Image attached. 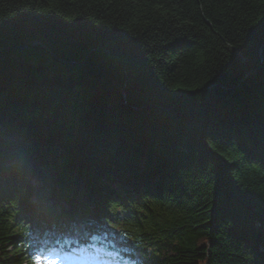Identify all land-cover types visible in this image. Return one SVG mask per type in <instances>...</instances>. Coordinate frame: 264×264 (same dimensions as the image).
Instances as JSON below:
<instances>
[{
	"label": "trees",
	"instance_id": "1",
	"mask_svg": "<svg viewBox=\"0 0 264 264\" xmlns=\"http://www.w3.org/2000/svg\"><path fill=\"white\" fill-rule=\"evenodd\" d=\"M36 217L264 264V0H0V264Z\"/></svg>",
	"mask_w": 264,
	"mask_h": 264
},
{
	"label": "rangeland",
	"instance_id": "2",
	"mask_svg": "<svg viewBox=\"0 0 264 264\" xmlns=\"http://www.w3.org/2000/svg\"><path fill=\"white\" fill-rule=\"evenodd\" d=\"M40 217H36L34 219L33 225L31 227L32 230V251L34 255L37 254H42V255H46L49 256L50 259H58L59 263L63 264L66 259L65 255L63 253H61L59 246L57 245V243H55V235L54 232H51V234L48 235L49 237V241H45L44 239H42V236L45 234L46 232V228L45 227H40ZM49 225V224H47ZM80 229L79 233L76 236H73V234L71 233H66L64 236L66 237V239L68 241H74L72 239L76 238V237H84L87 238L89 240V236L88 234H86L85 228L83 226H79L78 227ZM84 228V229H83ZM106 230H108L106 228ZM55 251H52V250ZM72 256H79V255H85L87 258L91 257L93 259H97L100 260V264H119L116 263V261L118 259H121L122 261H124V259L116 254H108L105 255L104 253H99L97 250L91 251V247H83L82 251H76L74 250L73 252H71ZM67 262L70 263H74L76 262L75 259H71L68 260ZM43 263H48L49 264V260L45 259L43 261ZM98 264V263H96ZM124 264H133L132 261H124Z\"/></svg>",
	"mask_w": 264,
	"mask_h": 264
},
{
	"label": "snow or ice",
	"instance_id": "3",
	"mask_svg": "<svg viewBox=\"0 0 264 264\" xmlns=\"http://www.w3.org/2000/svg\"><path fill=\"white\" fill-rule=\"evenodd\" d=\"M68 243H72L71 241H68ZM52 251H55L54 249ZM45 259L49 260V264H59L58 259H50L49 256L37 254L33 257V264H43V261Z\"/></svg>",
	"mask_w": 264,
	"mask_h": 264
},
{
	"label": "water",
	"instance_id": "4",
	"mask_svg": "<svg viewBox=\"0 0 264 264\" xmlns=\"http://www.w3.org/2000/svg\"><path fill=\"white\" fill-rule=\"evenodd\" d=\"M259 56H260V59L262 60V55H261V52L259 53ZM124 102H125V100H124Z\"/></svg>",
	"mask_w": 264,
	"mask_h": 264
},
{
	"label": "bare ground",
	"instance_id": "5",
	"mask_svg": "<svg viewBox=\"0 0 264 264\" xmlns=\"http://www.w3.org/2000/svg\"><path fill=\"white\" fill-rule=\"evenodd\" d=\"M66 264V263H65ZM74 264H81L80 262H75Z\"/></svg>",
	"mask_w": 264,
	"mask_h": 264
}]
</instances>
